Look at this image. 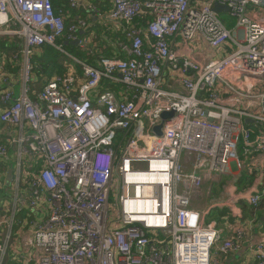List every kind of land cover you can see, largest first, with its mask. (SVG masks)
Here are the masks:
<instances>
[{"label": "built area", "instance_id": "obj_1", "mask_svg": "<svg viewBox=\"0 0 264 264\" xmlns=\"http://www.w3.org/2000/svg\"><path fill=\"white\" fill-rule=\"evenodd\" d=\"M108 1L111 9L102 12L70 0L128 40L118 42L115 56L91 64L67 53L63 42L79 38L93 53V35L76 34L91 23L78 21L66 35L65 16L51 0H0V36L20 43L13 59L22 81L18 97L2 95L0 121L22 130L15 205L22 204L27 174L23 199L38 213L24 264H217L215 250L238 251L250 235L235 225L219 245L224 229L193 206L206 176L234 175L229 197L213 209L241 218L243 204L264 201V0ZM217 3L229 8L234 29L214 11ZM147 14L145 26L134 24ZM42 45L72 57L83 77L52 78L34 100L31 57ZM165 112L174 114L163 119ZM7 154L0 144V159ZM27 157L42 159L44 168L29 175ZM237 170L250 174V186L238 187ZM41 203L48 204L44 214ZM6 225L0 264L14 217ZM251 249L264 264V235Z\"/></svg>", "mask_w": 264, "mask_h": 264}, {"label": "crops", "instance_id": "obj_2", "mask_svg": "<svg viewBox=\"0 0 264 264\" xmlns=\"http://www.w3.org/2000/svg\"><path fill=\"white\" fill-rule=\"evenodd\" d=\"M108 3L110 4V2ZM77 18L79 19V21L84 22L86 25L90 22V20H92V18H94V16L89 12L90 20L79 18V16H77ZM85 30L86 29H81L80 31L81 36H79L80 38H82L83 36H86ZM64 42L67 43L68 41L64 40ZM77 46H80L83 50H86V48L82 47L80 43H78ZM64 48L66 52L69 53L71 56L79 58L77 55H75L74 52H71V50H69V48L66 45H64ZM203 48L205 49L206 52H210L206 49V45H203ZM55 54L57 55V53ZM11 56L12 55H8V57H6V60H7L6 65H9V66L11 65L10 63ZM59 57H60V64L63 66V68L67 69V71L70 74L75 75V76L81 74L83 76L80 66L77 64V62L72 57H70L66 53H63V55ZM17 67L19 68L18 72H17ZM60 76L62 75H56L53 78L60 77ZM33 80H34V76H33ZM21 87H22V81H21L20 65L15 63L10 69H8L5 67V61H4L3 69L2 71H0V91H2V93L0 94V115L3 112V110L7 108V105L4 104L1 98L2 95L5 93V91H8V90L12 91L14 93V97H18L21 92ZM24 132L30 133L31 128L28 125H26L24 127ZM21 134H22V130L20 126L7 124V123H3L0 121V144H4L8 147V154L3 159H0V180H1V185L3 186L5 183H7L11 188L14 187V179L16 178L17 157H18V150H19V146L16 144L15 140L18 137H20ZM24 165H25V170L27 171V173H29V175H34V174L36 175L44 168L45 163L42 159H37L35 157H27L26 160L24 161ZM242 173H243L242 170L236 171L237 175L242 174ZM247 175H250V174L248 173ZM28 179L29 177L26 174V180L23 181L24 185L21 189L22 197L20 196L22 200L21 201L22 205H23V202L26 203V201H24L23 199V194H25L28 190V185L26 183ZM221 180L219 176L217 175H214V176L208 175L206 176L205 183L214 185V184L220 183ZM224 193L217 192L215 194H212L211 190L206 191L204 188H202V190L199 192L200 197L194 201L193 206L199 211L208 210L209 212L206 216V221L207 222L216 221L224 229L222 240L219 243V245L222 244L224 239H227L233 236L232 227H235V225L244 226V228L246 229V232H248V234L250 235L249 241L250 240L251 241L250 242L248 241V243L246 242L247 244H245L238 251L220 253L215 250L214 260L217 261V264H256L255 257L251 249V246H254L256 243H258L264 235V226L259 225L258 223L259 219L262 224L264 223L261 220V218L264 216V203L258 208L251 207L252 210H250L249 205L243 204L242 212L244 213V215L241 218H235L228 209L227 210L219 209L220 211H227L224 216L222 215L221 217L218 218L217 216L220 215L219 213H217V215L215 216H212L210 213L212 212L211 210L215 207H219L217 205L220 204L222 201L221 202H218V201L224 198L223 197ZM47 210H48V204L41 203L39 206L40 214H44ZM209 214L212 217L211 221H208V217L210 216ZM33 219H34V216H33ZM31 225L33 226L32 236H29L27 234H24L21 237H16V238L12 236V240L10 244L8 245L7 258H6V261H4V264L5 262L8 264H16L15 262L10 261V260L19 261L22 264L26 263V258H25V256H27L26 243L30 239H32L33 234H34V229H35V223H32L31 221ZM3 233L4 232L0 231V243L4 242L5 234Z\"/></svg>", "mask_w": 264, "mask_h": 264}, {"label": "trees", "instance_id": "obj_3", "mask_svg": "<svg viewBox=\"0 0 264 264\" xmlns=\"http://www.w3.org/2000/svg\"><path fill=\"white\" fill-rule=\"evenodd\" d=\"M53 5V10L57 15H64L65 16V25H66V31L65 34L68 35V33H71L70 28L78 24L79 18L90 20L89 19V12L86 6L82 5L78 8L72 7L70 4V0H51ZM87 4H92L98 9H100L102 12H108L112 4L108 3V0H86ZM108 1V2H107ZM152 19V16L149 14L145 15L144 19H137L134 21V24L145 26L149 20ZM92 21V22H91ZM91 27H85L82 29H86V36L93 35L94 42L91 44V48L93 49V53H91L89 50H83L80 46L74 45L72 43H65L69 50L71 52H74L75 55H77L80 59H83L91 64H97V61L101 57H113L117 54L116 48L118 47L119 41L128 42L126 35L122 31H117L114 29L112 25L106 24L105 22H101L98 19L92 18L88 25ZM234 27V26H233ZM232 29V28H230ZM77 36H81V32H76ZM66 38V37H65ZM63 40H65L63 38ZM20 43L16 41V38L14 36L4 35L0 36V54L4 56V58L8 57V55H14L15 52H20ZM57 53V55L55 54ZM63 53L58 51L57 49L48 46V45H42L35 49L34 54L31 57V63L33 66V76L34 80L31 82V97L34 100L38 99L39 93L42 92L45 85L56 75H62L64 77L70 75V73L67 71V69L63 68V66L60 64V57ZM121 56H125L124 54H121ZM13 62L12 59H10ZM14 65V64H13ZM12 65V66H13ZM19 71V68L17 67V72ZM56 74V75H55ZM80 79V82H82V75H77ZM2 91H0V94ZM244 145L240 144V156L241 158H244ZM248 173L246 170H243V173L241 174L237 184L240 189H245L248 186L251 185L252 179L250 175H247ZM264 203V201H263ZM262 203V204H263ZM250 210L252 208L250 207ZM227 211H220L219 209H213L211 212L212 216L217 215V217L224 216ZM253 212V211H252ZM259 225H263L260 222V219L258 220ZM7 258V257H6ZM10 260V259H9ZM6 261V259H5ZM15 262L16 264H22L19 261L10 260ZM5 264H8L5 262Z\"/></svg>", "mask_w": 264, "mask_h": 264}, {"label": "rangeland", "instance_id": "obj_4", "mask_svg": "<svg viewBox=\"0 0 264 264\" xmlns=\"http://www.w3.org/2000/svg\"><path fill=\"white\" fill-rule=\"evenodd\" d=\"M221 20L228 26V28H235L236 25V20L232 18L228 12H222L220 14ZM234 26V27H233ZM191 45H193V42H190ZM226 50L233 51L234 47L229 44L226 46ZM17 52L14 53V55L11 56V59L13 62H11V65H6V58H3L0 56V63L4 64L5 61V67L10 69L13 64H19L18 59H13V56H15ZM20 65V64H19ZM264 84V82H263ZM234 176L232 175H222V180L218 184L211 185L209 183H205L203 185V188L206 191H210L212 194H215L217 192L222 193L229 189L230 185L232 184L231 181H233ZM26 180V175H23V181ZM231 182V183H230ZM230 183V184H229ZM229 184V185H228ZM21 187V186H20ZM20 193V192H19ZM229 192H226L224 194L225 199L229 197ZM16 199H17V188L16 186L11 188L7 183L1 185L0 182V231L4 232L3 234H6L7 232V225L6 222L10 221L12 217H14V228L12 231L13 237H21L24 234H27L29 236H32V228L33 226L31 225V221L33 219L34 215H37L38 213H34V215L31 213L30 208L27 206L24 209H21V203H19L20 207H16ZM15 214V216H14ZM6 220V221H4ZM212 217L211 215L208 217V221H211ZM35 264V263H32Z\"/></svg>", "mask_w": 264, "mask_h": 264}, {"label": "water", "instance_id": "obj_5", "mask_svg": "<svg viewBox=\"0 0 264 264\" xmlns=\"http://www.w3.org/2000/svg\"><path fill=\"white\" fill-rule=\"evenodd\" d=\"M214 11H215L216 13H220V12H224V11L228 12V11H229V8H228L227 6H225V5H220V4L217 3V4L214 6ZM79 41H80V39L78 38V39H76L75 41H71L70 43H72V44H74V45H78ZM67 43H68V42H67ZM173 114H174V112H165V113L162 115V117H163V119H166V118L171 117ZM246 122H247V123H249V122H253V119H252V120H246ZM162 126H163V124H160V125H158V126L155 127V131H156V133L161 134ZM261 220L264 222V216L261 218Z\"/></svg>", "mask_w": 264, "mask_h": 264}]
</instances>
